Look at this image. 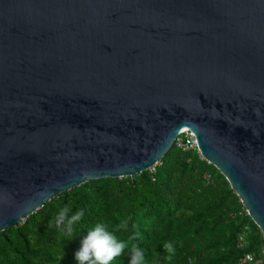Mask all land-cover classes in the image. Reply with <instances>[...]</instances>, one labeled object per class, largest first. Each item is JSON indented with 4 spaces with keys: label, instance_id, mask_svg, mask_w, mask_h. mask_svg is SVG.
Wrapping results in <instances>:
<instances>
[{
    "label": "water",
    "instance_id": "obj_1",
    "mask_svg": "<svg viewBox=\"0 0 264 264\" xmlns=\"http://www.w3.org/2000/svg\"><path fill=\"white\" fill-rule=\"evenodd\" d=\"M184 128L264 238V0H0V232Z\"/></svg>",
    "mask_w": 264,
    "mask_h": 264
},
{
    "label": "trees",
    "instance_id": "obj_2",
    "mask_svg": "<svg viewBox=\"0 0 264 264\" xmlns=\"http://www.w3.org/2000/svg\"><path fill=\"white\" fill-rule=\"evenodd\" d=\"M155 169L89 180L53 197L0 232V264H79L75 253L97 223L128 245L114 264H129L133 244L146 264H264L263 233L214 164L173 145ZM64 206L69 216L85 213L73 238L48 227ZM122 221L127 227L117 229ZM164 242L176 249L171 261ZM246 253L252 262L242 261Z\"/></svg>",
    "mask_w": 264,
    "mask_h": 264
},
{
    "label": "clouds",
    "instance_id": "obj_3",
    "mask_svg": "<svg viewBox=\"0 0 264 264\" xmlns=\"http://www.w3.org/2000/svg\"><path fill=\"white\" fill-rule=\"evenodd\" d=\"M71 209L64 206L59 213L49 221L48 227L55 226L59 234L66 238L74 237V225L84 217V210L80 209L69 216ZM127 222L122 221L119 228H126ZM128 247L125 241L120 240L112 231H109L103 223H97L87 231L81 241L80 249L75 253L79 264H114ZM163 248L167 253L165 259L171 261L176 254V249L171 242H164ZM129 264H146L145 252L137 244L130 248Z\"/></svg>",
    "mask_w": 264,
    "mask_h": 264
},
{
    "label": "built area",
    "instance_id": "obj_4",
    "mask_svg": "<svg viewBox=\"0 0 264 264\" xmlns=\"http://www.w3.org/2000/svg\"><path fill=\"white\" fill-rule=\"evenodd\" d=\"M174 145L177 148L182 149L183 151H196L200 154L201 158H204V156L201 154L200 149H199L197 136H196L195 132L190 128H184L180 132V134L176 137V139L174 141ZM155 166H152L150 168V170L155 171L156 170ZM247 213H248V211H247ZM243 245H244V243L242 241L240 246H243ZM253 260H254V256L251 253H246L242 259L243 262H252Z\"/></svg>",
    "mask_w": 264,
    "mask_h": 264
}]
</instances>
